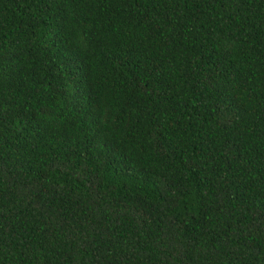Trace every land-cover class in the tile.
I'll list each match as a JSON object with an SVG mask.
<instances>
[{"label": "trees", "instance_id": "1", "mask_svg": "<svg viewBox=\"0 0 264 264\" xmlns=\"http://www.w3.org/2000/svg\"><path fill=\"white\" fill-rule=\"evenodd\" d=\"M0 264H264V0H0Z\"/></svg>", "mask_w": 264, "mask_h": 264}]
</instances>
